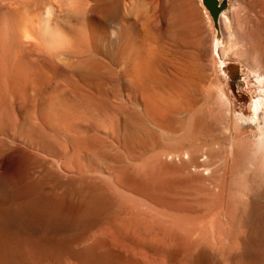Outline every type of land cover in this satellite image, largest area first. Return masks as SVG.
<instances>
[{
    "label": "rangeland",
    "instance_id": "rangeland-1",
    "mask_svg": "<svg viewBox=\"0 0 264 264\" xmlns=\"http://www.w3.org/2000/svg\"><path fill=\"white\" fill-rule=\"evenodd\" d=\"M55 1L0 0V264H264V0L218 55L201 0Z\"/></svg>",
    "mask_w": 264,
    "mask_h": 264
},
{
    "label": "bare ground",
    "instance_id": "bare-ground-1",
    "mask_svg": "<svg viewBox=\"0 0 264 264\" xmlns=\"http://www.w3.org/2000/svg\"><path fill=\"white\" fill-rule=\"evenodd\" d=\"M52 2V1H51ZM53 2L54 3H51V4H54V5H52V7H49L48 8V14L47 15H51V14H53L54 13V15H55V13H56V11H58V7H57V10H54V8L56 7V5H57V2L55 1V0H53ZM15 3V2H14ZM55 3H56V5H55ZM58 3H60V1L58 2ZM4 4V3H3ZM13 4V3H12ZM12 4H11V6H12ZM201 4H203V2H202V0H201ZM54 6V7H53ZM58 6V5H57ZM16 8H17V6H15ZM17 9H19V8H17ZM15 11V10H14ZM225 10H223L222 11V13H221V15H220V18H219V26H220V20H222V18H224L225 17V12H224ZM204 12L206 13V15H207V18L209 19V21H210V23L213 25V27H214V36H213V39H212V52L214 53H216L217 55L219 54V51H220V49L222 48H220V44H222V40H220V34H219V30H218V28L214 25V20H213V18H211L210 17V15H209V13H207L205 10H204ZM60 13V12H59ZM53 15V16H54ZM47 18V19H46ZM45 18V23H44V32L46 33V34H52V33H54V30H55V28H54V24H52L51 23V21H50V19H48L49 17L47 16ZM55 18H56V16H55ZM6 19V18H5ZM53 19H54V17H53ZM5 21V20H4ZM22 21V20H21ZM20 21V22H21ZM13 22V21H12ZM54 23V22H53ZM3 27H1V29H2ZM54 28V29H53ZM24 29V28H23ZM25 30H26V28H25ZM2 31V30H1ZM4 31V30H3ZM26 32H28V30L26 31ZM20 33V32H19ZM60 36V35H59ZM30 36L28 35V33H23L22 34V41H29L28 39H31V37L29 38ZM56 37V36H55ZM28 42H26V44H27ZM25 48V47H24ZM222 49H224V47L222 48ZM224 51V50H223ZM221 54H223L222 53V50H221ZM223 65H225V63L223 62L222 63ZM225 95V94H224ZM194 106V105H193ZM195 108V107H194ZM188 109V108H187ZM255 110H256V116L254 117V118H251V119H256L257 121H259V117H260V114H259V112L261 111V112H263V114H264V95L263 96H261L259 99H257L256 101H255ZM260 112V113H261ZM183 113V112H182ZM185 113V112H184ZM189 113V112H188ZM264 116V115H263ZM190 117V116H189ZM264 119V118H263ZM257 124V123H256ZM260 125V124H259ZM261 128V127H260ZM259 129V128H258ZM262 132V136L264 137V127L262 128V130H261ZM260 143V142H259Z\"/></svg>",
    "mask_w": 264,
    "mask_h": 264
},
{
    "label": "water",
    "instance_id": "water-1",
    "mask_svg": "<svg viewBox=\"0 0 264 264\" xmlns=\"http://www.w3.org/2000/svg\"><path fill=\"white\" fill-rule=\"evenodd\" d=\"M204 6L208 9L210 12L214 24L217 27L219 25V18L223 10L227 8V2L223 1L220 2V0H202Z\"/></svg>",
    "mask_w": 264,
    "mask_h": 264
}]
</instances>
